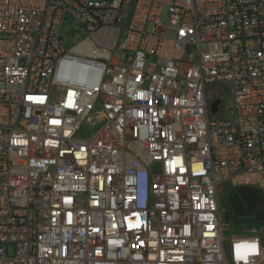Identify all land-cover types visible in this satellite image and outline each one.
Here are the masks:
<instances>
[{
	"label": "built area",
	"instance_id": "2783aa9c",
	"mask_svg": "<svg viewBox=\"0 0 264 264\" xmlns=\"http://www.w3.org/2000/svg\"><path fill=\"white\" fill-rule=\"evenodd\" d=\"M224 189L264 196V0H0V264H264Z\"/></svg>",
	"mask_w": 264,
	"mask_h": 264
},
{
	"label": "water",
	"instance_id": "95a60500",
	"mask_svg": "<svg viewBox=\"0 0 264 264\" xmlns=\"http://www.w3.org/2000/svg\"><path fill=\"white\" fill-rule=\"evenodd\" d=\"M219 100L211 103V113H215ZM261 200V194L248 189H241L238 196L231 197L230 205L238 215H250L256 209V204Z\"/></svg>",
	"mask_w": 264,
	"mask_h": 264
},
{
	"label": "rangeland",
	"instance_id": "374dc122",
	"mask_svg": "<svg viewBox=\"0 0 264 264\" xmlns=\"http://www.w3.org/2000/svg\"><path fill=\"white\" fill-rule=\"evenodd\" d=\"M69 28H70V26L67 25L66 29L68 30ZM66 32L67 31H63V41L68 43V44H71V37H66ZM218 85H221V86L214 87L213 90L220 91V90H218V88L226 87L223 84H218ZM225 102H226V99L223 100V103H225ZM227 192H228V190L224 189L221 196H220V200H221V221L224 225L229 226V228L232 229L231 231H235L238 229L239 226L245 224V222L238 223L239 220L245 219V218L248 219V218L252 217L253 215L252 214H250V215H238V214H236L230 205L229 194Z\"/></svg>",
	"mask_w": 264,
	"mask_h": 264
},
{
	"label": "flooded vegetation",
	"instance_id": "af4514ba",
	"mask_svg": "<svg viewBox=\"0 0 264 264\" xmlns=\"http://www.w3.org/2000/svg\"><path fill=\"white\" fill-rule=\"evenodd\" d=\"M241 189H232V190H228V194H229V200L231 199V197L233 196H238V193ZM264 208V196L261 194V200L259 203L256 204V209L255 211H253L252 213L260 210V209H263ZM251 213V214H252Z\"/></svg>",
	"mask_w": 264,
	"mask_h": 264
},
{
	"label": "clouds",
	"instance_id": "9594fccd",
	"mask_svg": "<svg viewBox=\"0 0 264 264\" xmlns=\"http://www.w3.org/2000/svg\"><path fill=\"white\" fill-rule=\"evenodd\" d=\"M142 195L144 196L145 195V192H143Z\"/></svg>",
	"mask_w": 264,
	"mask_h": 264
}]
</instances>
